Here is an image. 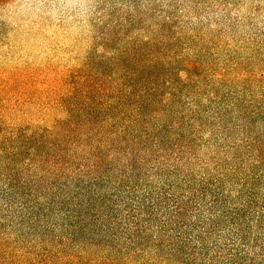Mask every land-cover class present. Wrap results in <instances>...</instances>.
Wrapping results in <instances>:
<instances>
[{
	"label": "trees",
	"instance_id": "trees-1",
	"mask_svg": "<svg viewBox=\"0 0 264 264\" xmlns=\"http://www.w3.org/2000/svg\"><path fill=\"white\" fill-rule=\"evenodd\" d=\"M149 7L26 142L17 264H264V44Z\"/></svg>",
	"mask_w": 264,
	"mask_h": 264
},
{
	"label": "rangeland",
	"instance_id": "rangeland-1",
	"mask_svg": "<svg viewBox=\"0 0 264 264\" xmlns=\"http://www.w3.org/2000/svg\"><path fill=\"white\" fill-rule=\"evenodd\" d=\"M207 1L0 0V264L26 247V142L65 114L62 99L93 79L98 58L153 23L149 6L249 40L237 45L264 44V0Z\"/></svg>",
	"mask_w": 264,
	"mask_h": 264
}]
</instances>
